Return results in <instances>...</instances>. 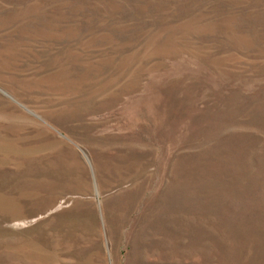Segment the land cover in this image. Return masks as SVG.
Instances as JSON below:
<instances>
[{"label": "rangeland", "instance_id": "obj_1", "mask_svg": "<svg viewBox=\"0 0 264 264\" xmlns=\"http://www.w3.org/2000/svg\"><path fill=\"white\" fill-rule=\"evenodd\" d=\"M0 264H264V0H0Z\"/></svg>", "mask_w": 264, "mask_h": 264}]
</instances>
